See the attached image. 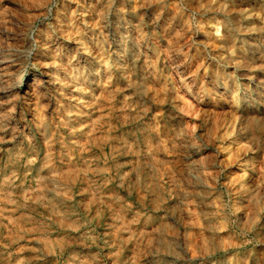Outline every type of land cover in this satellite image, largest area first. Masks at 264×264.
<instances>
[{"label": "rangeland", "instance_id": "rangeland-1", "mask_svg": "<svg viewBox=\"0 0 264 264\" xmlns=\"http://www.w3.org/2000/svg\"><path fill=\"white\" fill-rule=\"evenodd\" d=\"M0 57V264H264V0H0Z\"/></svg>", "mask_w": 264, "mask_h": 264}, {"label": "bare ground", "instance_id": "bare-ground-1", "mask_svg": "<svg viewBox=\"0 0 264 264\" xmlns=\"http://www.w3.org/2000/svg\"><path fill=\"white\" fill-rule=\"evenodd\" d=\"M134 33H136V32H134ZM115 37V36H114ZM120 37V36H119ZM129 37V36H128ZM141 38V37H140ZM114 39V38H113ZM135 39H136V41H135V43H134V46L136 47V50H138V52L136 51V54L134 55V62L136 63V64H141V68H143V70H145V71H147L148 70V68L150 67V63H149V60L147 59V57L145 58V54H143L142 52H141V49H140V40H139V37L138 36H135ZM121 40L122 39H120V38H118V37H116L115 38V42L116 43H119V42H121ZM126 42V41H125ZM145 53V52H144ZM147 54V53H146ZM230 55H232V54H230ZM1 58V57H0ZM2 61V60H1ZM236 63V62H235ZM124 64V63H123ZM119 65H121L120 63H119ZM123 66V65H122ZM1 67V66H0ZM137 68V67H136ZM1 69V68H0ZM1 73V72H0ZM5 73V72H4ZM2 74V73H1ZM3 76V75H2ZM6 76V75H5ZM1 77V76H0ZM49 78H50V76H49ZM4 79V78H3ZM6 79V78H5ZM52 80V79H51ZM83 80V79H82ZM6 81V80H5ZM8 82V81H7ZM19 82V81H18ZM21 82V81H20ZM4 83V82H3ZM17 84V83H16ZM0 85H2V84H0ZM8 86V85H7ZM13 86V85H12ZM1 87V86H0ZM3 87V86H2ZM1 87V88H2ZM14 87V86H13ZM12 87V88H13ZM1 88H0V91H1ZM5 88H7V87H5ZM4 90V89H3ZM2 90V91H3ZM19 90V89H18ZM34 90V89H33ZM13 92V91H12ZM27 92L28 91H26V94H27ZM20 93V92H19ZM29 94H30V92H29ZM35 94V93H34ZM249 95V94H248ZM24 96V95H23ZM37 96V95H36ZM40 96V95H39ZM25 97V96H24ZM38 97V96H37ZM36 97V98H37ZM35 98V97H34ZM30 99V98H29ZM28 99V100H29ZM37 101L39 100L38 98L36 99ZM32 102H33V100H32ZM31 102V103H32ZM30 103V102H29ZM255 103V102H254ZM147 164V163H146ZM150 165V164H149ZM148 165V166H149ZM189 171V170H188ZM193 173V172H192ZM190 175H191V173H189ZM193 176V175H192ZM170 243V242H169ZM175 246V245H174Z\"/></svg>", "mask_w": 264, "mask_h": 264}]
</instances>
